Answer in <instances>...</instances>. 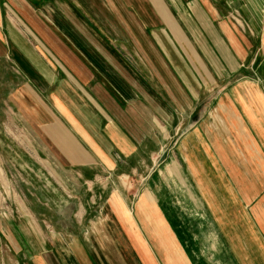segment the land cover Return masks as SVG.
Returning a JSON list of instances; mask_svg holds the SVG:
<instances>
[{
	"label": "crops",
	"instance_id": "0c3cea01",
	"mask_svg": "<svg viewBox=\"0 0 264 264\" xmlns=\"http://www.w3.org/2000/svg\"><path fill=\"white\" fill-rule=\"evenodd\" d=\"M250 53L264 61V0H0L1 150L15 128L53 199L68 171L105 183L107 208L65 243L0 218V263L264 264V89L247 101L234 79ZM146 176L135 199L120 186Z\"/></svg>",
	"mask_w": 264,
	"mask_h": 264
},
{
	"label": "rangeland",
	"instance_id": "374dc122",
	"mask_svg": "<svg viewBox=\"0 0 264 264\" xmlns=\"http://www.w3.org/2000/svg\"><path fill=\"white\" fill-rule=\"evenodd\" d=\"M243 4V8L245 7L250 10L245 3ZM232 15L234 17V20L232 19V21L242 30L244 29L248 32L250 34L249 36L254 38L253 40H256L254 30L243 24L240 14L234 12ZM251 58L252 54L250 55V58H247V61L244 62L241 67V76H235L234 78L235 81H237L235 83H240L241 86H243L239 92L240 97L247 101L255 100V96L251 93V87L254 84H259L263 86L264 89V79L262 76L264 61H259L257 55H255L254 58ZM246 72L248 73V76H246ZM247 77L250 78V80ZM247 80L249 81V85H242L245 84L244 81ZM221 90L222 89H213L211 90V94H203L202 99L217 101L220 97ZM215 92H218L217 99H215L217 94H213ZM15 131V128L14 131H10V134L16 137L12 139L13 137L10 135V142L15 145V147L20 150L18 151L25 157L21 156L20 160H17V158L14 157V153L17 151L13 145H11V151L7 150L3 152L4 150L2 151L1 149H4V147L0 144V162L2 164L0 166V218H14L17 220L16 222L20 228L26 227L27 230L23 229L22 235L30 240V243H33L32 238L34 236L41 241H50L54 236L53 231L61 234L60 238L63 240V243H65L66 240H69L68 236H66L67 233L75 235L76 237L78 235L80 239H82L84 234L87 233L88 235H97L100 233V229L106 222L105 214L107 212V208L106 205H103V202L98 205V200L100 199L99 197L102 196L100 194V188L102 186L104 187L105 183L90 185L92 181L95 180L94 178L93 180H89V182L82 180V186H78L76 184L74 185L73 180L77 178L75 174L68 171H58L56 176L59 177L61 182L65 185H63L64 192H61L59 189L61 194H59V196H62L63 200L61 198L58 200L55 198L53 199V194L51 193L47 182L42 179L43 177H41L40 173L20 170V168H23L21 166L27 164L30 160L34 162V157H32L28 147L26 146L28 143L25 140H22L21 136H23V134L20 136L19 132ZM158 152L159 153L152 160V167L150 169L151 172H157L160 169V165L163 163V155L166 153L162 148ZM36 164L37 162L35 161V165ZM18 165L20 167H18ZM148 176L137 177L136 182H134V188L131 187V184L129 185V180L125 179L120 186L123 184L122 187L124 190L126 189L124 191L125 193H127L128 189L133 190L131 197L135 199L139 194H141L140 191L143 190V187L148 182ZM96 186H100V188L97 189ZM67 197L73 198L71 201L74 205L71 208H69L70 203L65 201L68 199ZM81 213H85L87 215H85L86 217L84 220H81L80 217V219L78 218V215ZM64 214L66 220L61 221ZM78 223H80V226H77ZM13 240V243L17 244V241H15V239ZM28 240L25 241L27 242ZM12 263L15 262L12 261Z\"/></svg>",
	"mask_w": 264,
	"mask_h": 264
}]
</instances>
